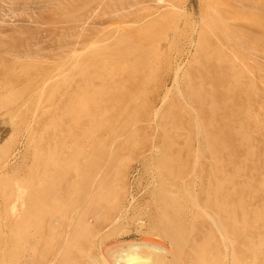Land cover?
Segmentation results:
<instances>
[{
  "label": "rangeland",
  "instance_id": "rangeland-1",
  "mask_svg": "<svg viewBox=\"0 0 264 264\" xmlns=\"http://www.w3.org/2000/svg\"><path fill=\"white\" fill-rule=\"evenodd\" d=\"M263 2L0 0V66L20 81L10 95L16 107L0 109V124H5L0 129L5 133H0V264H115L122 250L142 257L156 248L164 263H175L169 243L141 220L103 229L100 223L112 218L103 211L99 221L89 218L74 225L73 203L92 202L76 199L82 183L75 177L88 174L95 202L110 201L113 207L136 202L135 218L148 212L145 202H219L221 218L227 219L224 238L234 220L229 238L218 236L221 264H230L231 255L235 264H264ZM125 31L140 39L125 43ZM144 36L155 38L160 47L154 69L145 75L133 61L148 46ZM128 47H134V54L125 60ZM124 64L134 65L133 73ZM78 91L89 102L75 108L90 112L88 120L65 115L61 99ZM56 118V130L48 129L47 120ZM56 156L61 158L58 168L71 165L64 177L51 174L56 172L51 157ZM89 159L90 167L84 166ZM43 177H56L59 191L70 186L72 195L61 204L36 200ZM203 224L194 219L190 235Z\"/></svg>",
  "mask_w": 264,
  "mask_h": 264
},
{
  "label": "bare ground",
  "instance_id": "bare-ground-1",
  "mask_svg": "<svg viewBox=\"0 0 264 264\" xmlns=\"http://www.w3.org/2000/svg\"><path fill=\"white\" fill-rule=\"evenodd\" d=\"M249 3V2H247ZM264 3V2H263ZM203 4V3H202ZM248 5V4H247ZM164 9V8H163ZM122 17V16H120ZM140 17V16H139ZM261 18V17H260ZM134 20V19H133ZM136 20V18H135ZM166 20V19H165ZM131 21V20H130ZM141 21V20H139ZM146 21V20H145ZM135 23V22H134ZM142 23V22H141ZM114 24V23H113ZM116 25V24H115ZM210 25L216 27L215 23H211ZM254 26V25H253ZM117 27V26H115ZM129 27V26H128ZM132 27V25H131ZM249 27V26H248ZM123 28V30L126 29V27H121ZM130 28V27H129ZM128 28V29H129ZM117 30V29H116ZM122 30V29H121ZM143 31V30H142ZM139 32V31H138ZM146 32V31H145ZM140 33V32H139ZM143 33V32H142ZM141 34V33H140ZM144 34V33H143ZM223 35V33H222ZM137 35L134 34V32H132V34L130 33H126V31L124 32V36L122 39L125 38V43H129L131 42L132 43V40L133 41H136L137 39H140L139 37H136ZM121 37V36H120ZM215 37V36H214ZM122 39L120 42H122ZM144 40H142L143 43L145 42H149L148 43V46L146 48V45L147 43H145V46L143 47L141 53L139 56H137L135 58V61L136 64L138 67L140 66V68L143 70V75L147 74V73H151V71L154 69L155 67V63L157 62V58H159V53H160V47L158 45H155L156 43L154 42V39L155 38H148V37H145L143 38ZM226 39V38H225ZM228 39V38H227ZM229 41V40H228ZM140 42V43H142ZM119 43V42H118ZM124 43V44H125ZM142 43V44H143ZM227 44V43H226ZM122 45V44H121ZM120 45V46H121ZM138 45V44H137ZM140 45V44H139ZM133 46V45H131ZM135 46V45H134ZM127 47V46H125ZM140 47V46H138ZM162 47V46H161ZM134 48V47H133ZM132 47L129 49V47L126 49L127 52H124L122 51L121 54H124L122 55L125 56V60L126 58H130V54H134V51L133 53L131 52L133 49ZM125 50V51H126ZM131 50V51H130ZM203 50V49H202ZM136 51H138L139 53V50L137 49ZM106 52V51H104ZM111 53V52H110ZM136 53V52H135ZM117 54V53H116ZM119 55V54H118ZM110 56V55H108ZM117 56V55H116ZM25 57V56H23ZM112 57V56H110ZM121 57V58H122ZM132 57V56H131ZM235 57V55H234ZM77 58V57H76ZM133 59V58H132ZM6 60V59H5ZM8 60V59H7ZM6 60V61H7ZM130 60V59H129ZM210 60V59H209ZM116 61V60H115ZM124 61V59L122 60ZM132 61V62H133ZM125 62V61H124ZM138 62V63H137ZM225 62V61H224ZM116 63V62H115ZM119 63V62H118ZM122 63V62H121ZM126 63H130V62H127ZM215 63V62H214ZM96 64V62H95ZM154 64V65H153ZM221 64V63H219ZM218 64V65H219ZM249 64V63H248ZM128 64H124L123 65V68H125V70H128V71H131L133 68H134V65L133 67L130 68V66ZM12 66V65H11ZM15 66V65H14ZM20 66V65H19ZM72 66V65H71ZM99 66V65H98ZM246 66V65H245ZM245 66L241 67V68H244ZM250 66V65H249ZM23 68V66H21ZM20 67V68H21ZM37 67V66H36ZM106 67V66H105ZM137 67V69H138ZM236 67V66H235ZM96 68V67H95ZM104 68V67H103ZM116 68V67H115ZM130 68V69H129ZM239 68V67H238ZM108 69V68H107ZM13 70V69H12ZM20 70V69H19ZM22 70V69H21ZM25 70V69H24ZM124 70V71H125ZM136 70V69H134ZM243 70V69H242ZM10 71V70H9ZM8 71V72H9ZM26 71V70H25ZM122 71V70H121ZM127 71V72H128ZM248 71V70H247ZM250 71V70H249ZM5 70L2 69V67L0 66V105L3 107H0V109H4L5 106H7V108H11V106L13 105L14 108L16 107V98L14 96H10L12 93L14 92H17L19 89H16L15 88V84H19L20 85V81L19 79L14 75V74H9V75H6L4 74ZM82 72V71H81ZM102 72V71H100ZM245 72V71H244ZM6 73V72H5ZM17 73V72H16ZM132 73H133V70H132ZM248 73V72H247ZM246 73V74H247ZM118 74V73H117ZM135 74V73H134ZM138 74V73H137ZM141 74V73H140ZM249 74V73H248ZM11 75V76H10ZM20 75V73H19ZM33 75V74H32ZM92 75V74H91ZM133 75V74H131ZM10 76V77H9ZM97 76H100V75H97ZM29 77V76H28ZM95 77V76H93ZM101 77V76H100ZM121 77V76H120ZM237 77V76H235ZM92 78V77H90ZM135 78V77H134ZM248 78V77H247ZM98 79V78H97ZM94 78V80H97ZM239 79V78H238ZM57 80V79H56ZM101 80V78H100ZM111 80V79H110ZM134 80V79H133ZM237 80V79H236ZM248 80V79H247ZM34 81V80H33ZM81 81V80H80ZM149 81V80H148ZM174 81V80H173ZM208 81V80H207ZM83 82V81H82ZM104 82V81H103ZM92 83V82H91ZM131 83V82H130ZM87 84V83H86ZM104 84V83H103ZM113 84V83H112ZM112 84H106L105 87H108V88H111V87H114V85ZM126 84V83H125ZM209 84V83H208ZM237 84V83H235ZM31 85V84H30ZM240 85H241V82H240ZM38 86V85H37ZM252 86V85H251ZM69 87V86H68ZM83 87V86H82ZM228 87V86H227ZM233 87V86H232ZM25 88V87H24ZM244 88V87H243ZM23 89V88H22ZM99 89V88H98ZM246 89V88H245ZM254 89V88H253ZM256 90V89H255ZM23 91V90H22ZM25 91V90H24ZM40 91V90H39ZM95 91V90H94ZM51 92V91H50ZM110 92V91H109ZM112 92V91H111ZM225 92V91H224ZM232 92V91H231ZM167 93V92H166ZM70 94V93H69ZM203 94V93H202ZM231 94V93H230ZM233 94V93H232ZM10 97H9V96ZM101 95V94H100ZM16 96H19V95H16ZM96 96V95H95ZM231 96V95H230ZM262 96V95H261ZM9 98V99H8ZM20 98V97H19ZM192 98V97H191ZM196 98V97H195ZM194 98V99H195ZM248 98V97H246ZM264 98V96H263ZM50 99V98H49ZM106 99V98H105ZM181 99V98H180ZM232 99V98H231ZM245 99V98H244ZM249 99V98H248ZM40 100V99H39ZM164 100V98H163ZM256 100V99H255ZM62 101V104L64 105V112H65V115L70 117L71 120H76L77 117H83L85 118L86 120L90 119V112H88L86 109L84 108H79L76 109L75 108V104H79L80 102L81 103H84L85 106L88 105V102H89V99L86 95L82 94L80 91H78L77 93H75L74 95H69V96H65L64 99H61ZM204 101V100H203ZM202 101V102H203ZM206 101V100H205ZM114 102V101H113ZM102 103V102H101ZM205 103V102H204ZM90 104V103H89ZM95 104V103H94ZM104 104V103H103ZM200 105V104H199ZM82 106V105H81ZM91 106V105H90ZM111 106V105H110ZM94 107V106H93ZM96 107V105H95ZM201 107V106H200ZM223 107V106H222ZM228 107V106H227ZM87 108V107H85ZM204 108V107H203ZM18 109V108H17ZM229 109V107H228ZM6 110V109H5ZM4 110V111H5ZM124 110V109H123ZM122 110V111H123ZM206 110V109H205ZM261 111V110H260ZM14 112V111H13ZM105 112V111H104ZM120 112V110H119ZM229 112V111H228ZM103 113V111H102ZM123 113V112H122ZM205 113V112H204ZM211 113V112H210ZM213 113V111H212ZM227 113V112H226ZM234 113V112H233ZM35 114V113H34ZM155 114V113H154ZM241 114V113H240ZM10 115V114H9ZM8 115V116H9ZM22 115V114H21ZM44 115H45V118H42V117H39V119L41 120V123L43 124L44 121L46 120V117L48 115V113H45L44 112ZM56 114L53 112V116H55ZM81 115V116H80ZM94 115V114H93ZM133 115V114H131ZM239 115V114H238ZM242 115V114H241ZM249 115V114H248ZM24 116V115H23ZM211 116V114H210ZM247 116V115H246ZM6 117V116H5ZM33 117V116H32ZM81 117V118H82ZM94 117V116H93ZM102 117V116H101ZM120 117V116H119ZM144 118H146L147 116L143 115ZM157 117V116H156ZM196 117V116H195ZM214 117V116H213ZM231 118V117H230ZM248 118V117H247ZM264 118V117H263ZM59 119V118H58ZM57 118L55 119V121H53V119L51 120H47L48 122H50L49 126H48V129H54L56 130V125L57 123L59 122ZM61 119V118H60ZM103 119V117H102ZM136 119V118H135ZM174 120V119H173ZM256 120V119H255ZM259 120V119H258ZM257 120V121H258ZM1 121V120H0ZM3 121V120H2ZM5 121V119H4ZM215 121V120H214ZM247 121V120H246ZM83 122V121H82ZM209 122V121H208ZM216 122V121H215ZM261 122V121H260ZM263 122V121H262ZM71 123V122H70ZM79 123V122H78ZM210 123V122H209ZM222 123V122H221ZM259 123V122H258ZM75 124V123H74ZM90 123H88L89 125ZM211 124V123H210ZM220 124V123H219ZM241 124V123H240ZM263 124V123H262ZM2 124H0V129L2 128L1 126ZM59 125V124H58ZM92 125V124H90ZM196 125V124H195ZM218 125V124H217ZM243 125V124H242ZM100 126V125H99ZM197 126V125H196ZM241 126V125H240ZM250 126V125H249ZM9 127V124L7 126V129ZM224 127V126H223ZM235 127V126H234ZM4 131L6 130V127H4ZM89 128V127H88ZM128 128V127H127ZM226 128V127H225ZM47 128H45V130L47 131L48 130ZM99 129V128H98ZM227 129V128H226ZM232 129V128H231ZM241 129V127H240ZM3 130V128L1 129ZM53 130V131H54ZM58 130V129H57ZM224 130V129H222ZM7 131V130H6ZM5 131V132H6ZM9 131V130H8ZM52 131V132H53ZM120 131V130H119ZM236 131V130H235ZM239 131V130H238ZM2 131H0L1 133ZM56 132V131H55ZM94 132V131H93ZM234 132V131H233ZM4 132H2V136ZM7 133V132H6ZM120 133V132H119ZM197 133V132H196ZM229 133V132H228ZM65 134V133H64ZM189 134V133H188ZM223 134V133H222ZM42 135V134H41ZM236 135V134H235ZM248 135V134H247ZM10 136V135H9ZM82 136V135H81ZM40 137V136H39ZM116 137V136H115ZM188 137V136H186ZM198 137V135H197ZM249 137V136H248ZM3 138V137H2ZM10 138V137H9ZM196 138V137H195ZM201 138V137H200ZM207 138V136H206ZM4 139V138H3ZM77 139V138H76ZM188 139V138H187ZM5 140V139H4ZM216 140V139H215ZM6 141V140H5ZM55 141V140H54ZM63 141V140H62ZM186 141V140H185ZM184 142V141H183ZM196 142V141H195ZM236 142V141H235ZM39 143V142H38ZM187 143V142H186ZM246 143V142H245ZM62 144V143H61ZM185 145V144H184ZM237 145V144H236ZM246 145V144H245ZM65 146V145H64ZM197 146V145H196ZM237 147V146H236ZM48 148V147H47ZM226 148V147H225ZM102 149V148H101ZM52 150V149H51ZM93 150V149H92ZM36 151V150H34ZM79 151V150H78ZM99 151V150H98ZM187 151V150H186ZM196 151V150H195ZM225 151V150H224ZM90 152V151H89ZM181 152V151H180ZM252 152V151H251ZM98 153V152H96ZM95 153V154H96ZM72 154V153H71ZM104 154V153H103ZM252 154V153H251ZM49 155V154H48ZM77 155V154H76ZM6 156V155H5ZM36 156V154H35ZM73 156V155H72ZM247 156V155H246ZM37 157V156H36ZM40 157V156H39ZM56 158V159H55ZM55 158L51 157V159H53L51 161V165L54 166L56 172H51V174L57 176V178H59L60 176H63L66 174V171H67V167L71 166L70 163L68 165H65L63 167H60L59 168L57 167V163H59V160H61V158H58V156H56ZM71 158V157H70ZM78 158V157H77ZM75 158V159H77ZM91 158V157H90ZM185 158V157H184ZM230 158V157H229ZM248 158V157H247ZM4 159V158H3ZM158 159V158H157ZM250 159V158H249ZM35 160V159H34ZM96 160V158H95ZM253 160V159H252ZM1 161V160H0ZM41 161V160H40ZM70 161V160H69ZM89 160H86V162H84V166H89ZM159 160H157L158 162ZM179 161V160H178ZM34 162V161H33ZM45 162V161H44ZM50 160H48L45 164L46 167H50L48 166ZM76 162V161H75ZM93 161H91L92 163ZM156 162V163H157ZM10 163V162H9ZM90 163V165H92ZM123 163V161H122ZM67 164V163H66ZM71 164L75 167L76 165H74L75 163L74 162H71ZM77 164V163H76ZM193 164V163H192ZM216 164V163H215ZM98 165V163L96 164ZM214 165V164H213ZM78 166V165H77ZM187 166V164H186ZM196 166V164L194 165V167ZM221 166V165H220ZM90 167V166H89ZM88 167V168H89ZM160 167V165H159ZM40 168V167H39ZM51 168V167H50ZM77 168V167H75ZM85 168V167H84ZM86 167V169H88ZM161 168V167H160ZM35 169V168H34ZM84 169V170H86ZM107 169V168H106ZM162 169V168H161ZM185 169V168H184ZM93 170H95L93 168ZM91 170V172L93 171ZM103 170V169H102ZM166 170V169H165ZM97 171V170H96ZM162 171V170H161ZM185 171V170H184ZM218 171V170H217ZM88 172V171H87ZM108 172V171H107ZM111 172V171H110ZM69 173V172H68ZM86 173V171H85ZM193 173V171L191 172ZM217 173V172H216ZM215 173V174H216ZM76 174V173H75ZM185 173H183L184 175ZM243 174V173H242ZM30 175V173H29ZM42 175V174H41ZM87 175V174H86ZM180 175V174H179ZM28 177V176H26ZM31 177V176H30ZM34 177V176H33ZM37 177V176H35ZM34 177V178H35ZM41 177V176H40ZM92 177V176H91ZM90 177V174H88V176H85V178H82V177H79L78 176V179L75 177V181H81L82 183V186L77 189V200H80L82 197H85L86 198V201L87 199H90L92 202H74V207L76 208V219L74 220L75 224L76 221H78V223H81V224H85L86 220L89 219V218H93L95 221H99L98 219H100L101 217V214L103 211H107L109 214H112V218L111 219H108V220H103L100 224L104 225L102 228L105 229V228H110L111 226H113L114 224L116 223H120L122 221H128V220H133V219H136V220H141L142 223H145L146 226L148 227V229L153 233V234H156V237L157 236H160L162 237V239H164V241L166 240L169 245L171 246L172 248V253H173V257L174 259L172 261H175L174 264H221V258H220V255H219V252H220V243H219V240H218V236L219 238L221 239L222 241V238H224V234L225 232L223 231L224 230V223H226L227 219H222L221 218V215H220V212L221 210L223 209V206H221L219 204V202H173V199H170L172 202H145L143 205L145 206L146 209H148V212H144L142 217L141 218H138L141 214H139L138 216H136L135 218V212L133 211L135 208H136V202H129L127 205L125 206H117V207H113L111 204L112 202H95L96 198H95V195L91 196V193H90V189L92 188V183H93V178ZM185 177V176H184ZM44 178V177H43ZM56 177H52V178H44L43 180V185L44 186V189H43V192L40 196L36 197V200L38 198L41 199L42 202H45V200L49 199V202H54L53 204H56V202L58 204H61L62 202H65L67 201V198L70 196V193L72 195L73 192H71V187L68 186L66 191L65 192H61L59 191L58 189V179ZM106 178V177H105ZM176 178V177H175ZM77 179V180H76ZM213 179V178H212ZM28 180V179H27ZM32 180V179H31ZM171 180V179H170ZM208 180V179H207ZM214 180V179H213ZM231 180V179H230ZM64 181V180H63ZM24 182V181H23ZM95 183V182H94ZM171 183V182H170ZM216 183V182H215ZM223 183V182H222ZM207 184V183H206ZM226 184V183H225ZM230 184V183H229ZM74 185V184H72ZM169 185V184H168ZM165 186V187H168ZM208 185V184H207ZM210 185V183H209ZM223 186V185H222ZM18 187V186H17ZM101 187V186H100ZM172 187V185H171ZM43 188V187H42ZM170 188V186L168 187ZM172 188H170L171 190ZM221 189V187L219 188ZM210 190V189H209ZM208 191V190H207ZM234 191V190H233ZM38 192V191H37ZM176 192V191H175ZM210 192V191H209ZM21 193V192H20ZM18 193V194H20ZM95 193V192H94ZM171 193V192H170ZM169 193V195H170ZM34 194V193H33ZM175 194V193H174ZM208 194V192H207ZM98 195V194H97ZM110 195V194H109ZM21 196V195H20ZM37 196V195H36ZM174 196V195H173ZM185 196V195H184ZM183 196V197H184ZM206 196V195H205ZM169 197H172V196H169ZM187 197V196H186ZM9 198V197H8ZM107 198V197H106ZM18 199V198H17ZM34 199V198H33ZM180 199V198H179ZM206 199V198H205ZM226 199V198H225ZM166 200V199H165ZM169 200V199H168ZM207 201V200H206ZM215 201V200H214ZM226 201V200H225ZM227 202V201H226ZM225 202V203H226ZM64 204V203H63ZM239 204V203H238ZM236 204V205H238ZM241 204V203H240ZM34 205V204H33ZM37 205V204H36ZM35 205V206H36ZM109 207H108V206ZM140 206V205H138ZM51 207V206H49ZM240 207L242 208V206L240 205ZM245 208V207H244ZM247 208V207H246ZM240 209V208H239ZM47 210V209H46ZM227 210L230 212L232 210V207L231 206H227ZM243 210V208H242ZM7 211V210H6ZM42 211V210H41ZM55 211V210H53ZM58 211V210H56ZM50 212V211H49ZM48 212V214H49ZM223 212V211H222ZM225 212V211H224ZM11 213V212H10ZM38 213H41L38 211ZM54 214V213H53ZM103 215V214H102ZM7 216V215H6ZM17 216V215H16ZM48 216V215H47ZM233 216V215H232ZM243 216V215H242ZM51 217V216H50ZM71 218V217H70ZM244 218V217H242ZM4 219V218H3ZM194 219H199V220H203L204 221V224L201 226L200 230L198 233H196L195 235L192 236V234L190 235V229H189V225L190 223H192V221ZM248 219V218H247ZM208 220V222L206 221ZM242 220V219H241ZM5 221V220H4ZM71 221V220H70ZM135 221V220H134ZM244 221V220H243ZM50 222V221H48ZM85 222V223H84ZM136 222V221H135ZM73 223V222H72ZM138 223V222H136ZM230 223L231 225H229V229L227 231V235H225V238H229V236L234 232V227L232 224H234V220L233 218L230 219ZM246 223V222H245ZM48 224V223H47ZM8 225V224H7ZM51 225V224H50ZM56 225V224H55ZM78 225V224H77ZM192 226V225H191ZM190 226V228H191ZM238 226V225H237ZM245 226V225H243ZM48 227V225H47ZM85 228H87L88 226L85 225L84 226ZM50 228V227H49ZM89 228V227H88ZM90 229V228H89ZM117 229V228H116ZM140 229V228H139ZM138 229V231H139ZM262 230V229H260ZM264 230V229H263ZM10 231V229H9ZM40 231V230H39ZM73 231V230H72ZM137 231V232H138ZM75 232V231H73ZM135 232V233H137ZM195 232V231H193ZM259 232V230H258ZM264 232V231H263ZM88 233V232H87ZM12 233H10L11 235ZM72 234V232H71ZM119 234H120V231H119ZM122 234V233H121ZM64 235V234H63ZM83 235H84V232H83ZM141 235V234H140ZM258 235V234H257ZM62 236V235H61ZM75 236V235H74ZM124 236V235H122ZM146 236V235H145ZM86 237V236H85ZM97 237V236H95ZM142 237V236H141ZM148 237V236H147ZM64 238V237H63ZM82 238V237H81ZM110 238V236H109ZM150 238V237H149ZM224 238V239H225ZM237 238V237H236ZM259 240H260V237H258ZM264 238V237H263ZM28 239V238H27ZM95 239V238H94ZM93 239V240H94ZM100 239V238H99ZM113 239V238H112ZM157 239V238H156ZM226 239V241H227ZM25 240V239H24ZM67 240V239H66ZM71 240V239H70ZM76 240V239H75ZM257 240V241H259ZM142 241V240H140ZM139 241V242H140ZM12 242V241H11ZM10 242V243H11ZM100 242V241H99ZM98 242V243H99ZM149 242V241H148ZM147 242V243H148ZM63 243V242H62ZM127 243V242H126ZM129 243V242H128ZM150 243V242H149ZM232 243V242H231ZM235 243V242H234ZM233 243V245H234ZM261 243V242H260ZM6 244V243H5ZM132 244V243H131ZM134 244V243H133ZM136 244V243H135ZM141 244V243H140ZM230 244V243H229ZM262 244V243H261ZM264 244V243H263ZM63 245V244H62ZM115 245V244H114ZM118 245V244H117ZM156 245V244H155ZM160 245V244H159ZM251 245V244H249ZM259 246V243L257 242V244ZM113 246V245H112ZM129 246V244H128ZM158 246V245H157ZM230 246V245H229ZM243 246V245H242ZM257 246V247H258ZM92 247V246H91ZM151 247H156L152 244ZM160 247V246H158ZM163 247V246H162ZM161 247V248H162ZM223 247V246H222ZM252 247V246H251ZM256 247V246H255ZM262 247V246H261ZM74 248V247H72ZM107 248V247H106ZM105 248V249H106ZM129 248V247H128ZM126 248V249H128ZM133 251V248L130 247ZM241 248V246H240ZM67 249V248H66ZM92 249V248H91ZM118 250L119 249H123V246L120 248H117ZM130 249V251H131ZM152 250H150V252L153 251V248H151ZM245 249V248H244ZM247 249V248H246ZM64 250V248H63ZM72 250V249H71ZM76 250V249H75ZM90 250V249H89ZM116 250V249H115ZM135 250V249H134ZM137 250V248H136ZM155 250V249H154ZM165 250V249H163ZM223 250V249H222ZM231 250V249H230ZM248 250V249H247ZM73 251V250H72ZM91 251V250H90ZM89 251V252H90ZM129 251V250H127ZM129 251V252H130ZM139 251H141V248L139 249ZM149 251V250H148ZM156 251L159 252L158 248H156ZM155 251V252H156ZM259 252V250H257ZM261 251V250H260ZM63 252V251H62ZM115 252V251H114ZM121 251H119L120 253ZM123 252V250H122ZM119 254V256H117L118 260L115 262L118 263V264H166L163 262V257L161 256H158V254H161L160 252H156L157 255H155L156 253L155 252H152V253H148L146 254L145 256H142V257H139L135 251V253H122ZM134 252V251H133ZM227 252V251H226ZM232 252V251H231ZM254 252V251H253ZM87 253V252H86ZM99 253V252H98ZM116 253V252H115ZM155 253V254H154ZM261 253V252H260ZM103 254V253H102ZM101 254V255H102ZM122 254H125L122 256ZM142 254V253H141ZM164 254V253H163ZM68 255V254H67ZM113 254H111L112 256ZM169 255V254H168ZM227 255V254H226ZM244 255V254H243ZM253 255V254H252ZM58 256V255H57ZM261 256V255H260ZM99 257V256H98ZM113 257V259H112ZM111 259L112 261H114V256H112ZM172 257V256H171ZM182 257H184V260L182 259ZM55 258V257H54ZM59 258V257H58ZM67 258V257H66ZM88 259V258H87ZM102 259V257H101ZM110 259V258H109ZM116 259V258H115ZM252 259H256V258H252ZM82 260V259H80ZM95 259H93L94 261ZM88 261V260H87ZM165 261V260H164ZM70 262V261H69ZM90 262V261H89ZM95 263V262H92V264ZM96 263H97V260H96ZM114 263V262H113ZM230 264H235V259H234V255H231V260L229 262ZM55 264V263H54ZM86 264V263H85ZM89 264V263H88ZM99 264V263H98ZM242 264V263H241Z\"/></svg>",
  "mask_w": 264,
  "mask_h": 264
}]
</instances>
